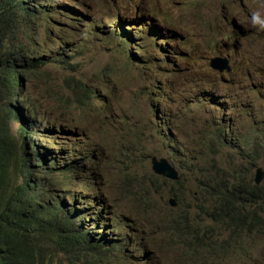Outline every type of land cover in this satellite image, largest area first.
Masks as SVG:
<instances>
[{
    "label": "rangeland",
    "instance_id": "374dc122",
    "mask_svg": "<svg viewBox=\"0 0 264 264\" xmlns=\"http://www.w3.org/2000/svg\"><path fill=\"white\" fill-rule=\"evenodd\" d=\"M149 2L161 5L165 15L183 32L184 46L179 47L173 41L169 45L168 41L164 43L182 54V60L175 59L178 72L172 73L167 69L166 77L159 78L161 69L154 66L148 74L141 73L139 67L126 64L123 45L126 42L110 41L107 46L85 31L84 27L76 30L63 28L53 36H64L67 45L64 47L57 39L51 42L50 56L58 61L40 69L35 79L27 83V95L31 105L39 108L41 116L45 112L54 116L59 110H67L69 104L75 105L70 92V78L73 75L81 82L90 79L89 83L97 89L101 82L93 78H101L102 84L110 81L112 91L103 101L106 109L104 120L96 124L86 123L87 127L82 131L84 143L97 146L94 161L97 169L105 173L104 181H95L99 185L98 194H87L77 203L94 206L109 214L115 213L118 220L129 224L139 236L140 241L137 237V243L142 245V252L148 255L138 256L140 263L149 259V263L166 264L160 249L162 244L170 242L168 234L171 232L167 231V226L171 220H175L178 225L187 211L195 213V204L189 194L181 200L175 197L176 207L167 205L166 196L176 188L172 185H152L147 179V166L152 168L151 159L155 156L153 150L176 154L173 165L179 174V183L184 185H190L194 180L200 182L198 176L203 169L210 173L203 178L204 181L217 178L238 183L240 179H248L252 186L264 187L263 180L259 185L255 183L256 171L259 168L264 171V155L259 163L254 164L256 169L252 176L246 175L247 170L254 168L251 167V159H256L257 144L263 142L264 26L260 22H264V0ZM95 11L92 9L90 15L108 19L113 16L110 27L119 37L124 38L121 33L123 29L131 33L133 22L128 20L127 15L121 17L116 12L103 15V10ZM252 14L256 17L253 21L255 24L250 20ZM222 15L230 21L236 20L245 36L237 38L236 53L230 58L232 72L221 76L216 72L210 75V58L207 56H211V59L223 57L222 50L214 47L212 41H220L228 34L225 23L221 21ZM54 27L52 25V32L56 31ZM157 30L160 36L163 35ZM75 45L86 51L70 60L65 50ZM158 78L164 84L163 87L161 82L155 83ZM148 83L153 86H148ZM160 86L167 97L149 93V89L155 92ZM204 86L212 91L199 96L202 103L197 108L202 113H194L187 109L188 103L199 94L198 87ZM154 98H159L157 106L152 102ZM159 108L168 119V131L165 128L162 130L159 123ZM163 116H159L162 121L165 118ZM204 118L212 120L209 129L202 124ZM252 123L253 135L250 134ZM224 130L227 132L226 138L232 143L219 144L218 148H214V153L218 150V156L214 158L217 170L213 171L210 168L213 165L211 156L205 163L201 157L207 156L205 150L213 148V135ZM219 137L221 139V134ZM194 165L196 170L192 169ZM191 190L195 191V187ZM196 224L200 231L206 229L201 221L197 220ZM113 233L122 234L121 231ZM255 253L260 255L264 249L258 247ZM257 264H264V255Z\"/></svg>",
    "mask_w": 264,
    "mask_h": 264
},
{
    "label": "trees",
    "instance_id": "16d2710c",
    "mask_svg": "<svg viewBox=\"0 0 264 264\" xmlns=\"http://www.w3.org/2000/svg\"><path fill=\"white\" fill-rule=\"evenodd\" d=\"M45 2L47 4L40 6L37 0H0V117L3 128L1 144L4 145L2 147L0 144V264L59 262L61 252L70 241L68 234L70 229H66V220L69 215V203L73 200L74 193L83 198L86 192L97 191L94 180L85 181L82 185L78 184L81 172L85 173V176L97 175L92 161L93 156L89 153L90 149L81 150L74 143L66 141L71 138L67 136L70 131L57 124L54 116L43 122L39 120L38 110L34 106L31 108V113H26L24 105L21 106L23 103L17 101L23 83H28L40 68L45 67L46 61H51L49 55L43 52L50 50L52 41L56 39L64 41V36L54 38L53 34L61 32V29L65 28V23L54 24L52 18L67 21L71 17L68 15L65 18L62 15L64 11L72 13L71 7L62 4L54 6L58 3L53 0ZM102 8L104 9L105 6ZM113 8L117 12L127 11L119 5ZM52 25H55V32H52ZM111 34L116 32L112 30ZM122 35L125 34L122 32ZM180 36L175 38V42L184 46V40ZM125 39L130 40L129 37ZM122 41L119 38L115 40L118 43ZM164 41H167V38ZM127 44H123L125 51L130 49L127 48ZM134 47L141 51L140 56L132 58L137 62L145 60L144 62L150 63L148 57L155 52L145 50L137 44ZM159 48L164 62H170L171 57L166 56L171 52L170 47H166L165 51L161 50L160 45ZM40 51L43 54H40ZM119 53L123 55L122 52ZM173 55L176 56L177 52ZM172 58L176 59V57ZM133 63L126 62L127 65ZM163 71L161 68L159 76ZM211 73L214 72L210 71V75ZM92 80L101 82L99 89L89 83L90 79L85 82L75 77L71 79L70 92L75 99L76 109L92 106L88 113L94 110L98 95L110 83L108 81L102 84V79L96 77ZM148 86L153 85L148 83ZM73 115L77 116V114ZM32 122L34 123L31 124ZM11 125L17 126V134L21 141L12 137L8 129ZM218 134L219 132H216L212 137L213 148L209 147L208 151L205 150L207 156L201 157L203 163L208 156L212 157L213 165L210 168L213 171L217 170L214 160L217 156V151L214 153L215 145L226 138L225 132H221L219 141ZM24 152L27 159L25 163H23ZM164 156L174 158L176 154L171 152L165 153ZM17 163L19 165L16 168ZM252 167L256 166L252 165ZM192 169L196 170L195 165ZM208 174L209 171L201 169V174L198 176L201 179L200 187L208 191L215 189L221 202L212 207L199 209V216L213 223L214 229L225 230L232 233L233 237L240 238L247 234L248 237L254 236L264 240V189L252 186L248 179H240L238 185L228 182L231 180L216 179L215 182L219 183L215 185L213 181L203 180ZM249 174L247 170L246 175ZM151 179L154 184L159 180L154 176H151ZM241 208L245 210L244 217L238 213ZM184 224L185 217L180 219L178 225L175 220H171L167 231L171 232L168 235L172 241L181 237L180 247L185 250L186 256L193 264L198 263L201 254H205L206 260L212 261V264L240 263L246 255L234 249L231 242L224 247L215 248L202 239L188 241L182 237L186 235ZM113 228L122 232L121 235L116 234L120 238L124 235L123 230L131 229L126 225L119 226L115 222ZM102 243L109 245L103 241ZM136 243L134 240L133 244L137 246ZM125 244L131 246L130 235L127 236ZM112 245L118 247L115 242ZM256 250L253 252L255 253ZM54 252L56 256H53ZM133 258L134 255L127 251L126 256L117 257L115 262L124 261L127 264H134Z\"/></svg>",
    "mask_w": 264,
    "mask_h": 264
},
{
    "label": "clouds",
    "instance_id": "9594fccd",
    "mask_svg": "<svg viewBox=\"0 0 264 264\" xmlns=\"http://www.w3.org/2000/svg\"><path fill=\"white\" fill-rule=\"evenodd\" d=\"M39 2L40 6H43L47 4L48 0H37ZM55 3L54 6H58L60 4L66 5L68 7L72 8V13L68 11L63 12V16L66 18L68 15H71L70 19L67 21L64 20H57L56 21L52 18V20L55 21L54 24H57L59 22L65 23L66 29H72L76 30L77 28L84 27L83 29L89 33H92L96 40L100 41L104 45H109L110 41L115 42L117 38L122 39L124 42L128 43L129 45H132L133 48L131 50H126L125 53L128 55H125V61L126 62H134L132 65H128L129 67H139L141 69V73H146L152 69L154 66H158L159 68H164L163 73L158 76L159 78L166 77V70H171L172 73L178 72V69H176V60L172 57H176V59L182 60V54L177 52L173 46H167L170 47L171 52L167 53V57H171V61L164 62V58L161 54L160 48H159V41L161 42L160 34L158 33L159 29L163 36L167 38L168 45L173 41L175 42V38L179 35H182L183 32L181 29L175 25V23L165 15V12L162 9V6L157 3H150L149 0H53ZM139 3V4H138ZM37 5V4H32ZM119 5L127 9L126 12L120 11L117 12L114 10L113 6ZM102 6H105L103 9ZM54 9V8H52ZM92 9H96L99 12L100 10H103L102 14L105 15L107 13L116 12L120 13V16L123 17L127 15L129 21L133 22L131 26V33L123 29V35L124 38L119 37V34H111L112 28L110 27V19L113 18V16H110V19L106 17L97 18L90 15V11ZM39 11V9H38ZM60 12H62L61 9H59ZM256 19L255 15H251L250 20L253 24H255L253 21ZM221 21L224 24L225 28L228 30V34L224 39H221L220 41L213 40L212 43L214 44V47H217V49H221V54L223 57H216L212 58L211 56H207L210 58L209 67L212 72H215V70H212L210 64L211 61L217 58H220L224 61L228 62L230 72L225 71L224 73L230 74L232 72L231 62L229 58H231L236 53V43L238 36L244 37L245 35L242 34L241 27L238 25L236 20L230 21L229 19H226L224 15L221 17ZM229 23H233L230 27H227ZM262 26H264V22H260ZM108 29H110L108 31ZM116 32L115 30H113ZM121 32V33H122ZM42 34V33H41ZM40 34V35H41ZM109 34V35H108ZM158 36L159 41L157 40ZM111 35V36H110ZM162 36V35H161ZM230 36V38H229ZM125 37H129L130 40H126ZM182 37V36H180ZM164 38V37H163ZM183 38V37H182ZM225 43H221V42ZM133 43V44H132ZM178 43V42H176ZM62 44L64 47L67 45L66 41H62ZM137 44L140 47H142L145 50H151L155 52V54H150L148 57V60L150 63L141 61L137 62L132 57H138L140 56L141 49L134 47V45ZM179 47H181V43H178ZM189 43L186 45L188 46ZM43 47V46H41ZM70 50H65L66 55L70 60L76 59L77 55L83 54L84 51H82V48L78 45H75L73 47L69 48ZM167 52V51H166ZM177 55H173V53H176ZM47 53L50 57L51 61L45 62V67L48 65L57 62V59H52L51 51L48 50ZM40 51V54H43ZM69 53L73 54V56H69ZM158 60H161L159 62ZM172 60L174 62L172 63ZM153 65V66H152ZM42 69V68H40ZM40 69L38 70L37 74L33 75L29 82H31L35 77L39 74ZM218 73V72H216ZM221 73V74H224ZM220 74V73H218ZM73 77H75L73 75ZM158 78L157 81L160 79ZM70 78V83H71ZM155 82L158 84V82ZM163 81V80H162ZM161 82V80H160ZM144 85H146L144 83ZM161 85L163 87V83L161 82ZM111 85L108 84V86L98 95L97 97V103L94 106V110L91 111V113H88L87 111L90 109H76V105H68V109L65 111L59 110L60 112L58 114H55V120L57 124H60L61 126H64L66 129L70 131V133L67 134L68 137H71L70 140H66L68 142L74 143V145H77L79 149L86 150L90 149V154H92L93 158L92 161L94 163L95 173L97 175H87L81 172V177L78 179V184L82 185L85 181H92L94 182L97 179H100V181H104V172L97 169L95 166L94 161V152L97 149V146L95 145H86L84 143V139L82 138V131L84 128L87 127L86 123L89 124H96L100 121L104 120L105 115V106H104V100L108 98V95H110L112 88H110ZM72 88V83L70 90ZM158 91L152 92V89H149V93L152 95L161 94L162 97H167L168 95L165 93L163 94L162 88L157 87ZM198 93L195 96L192 97L191 102H187L189 106H187V109H190L192 112L202 113L198 108L197 105L202 103V100H199V96L204 92H209L212 90H208L205 86L204 87H198ZM200 88L202 90H200ZM205 88V89H203ZM72 94V93H71ZM73 95V94H72ZM198 95V96H197ZM197 96V98H195ZM74 98V97H73ZM159 103V98H154ZM153 99V100H154ZM152 100V102H153ZM17 101L22 102L21 105L26 110V113H31L32 105L30 101L28 100L27 95V82L23 83L22 85V92L19 98H17ZM75 101V99H74ZM199 102V103H198ZM39 108H36L38 110ZM73 114H77V116H74ZM39 120H42L43 122L47 120L50 116H52L49 113H44L42 116L40 115V112L38 111ZM46 116V118H45ZM167 119V118H166ZM168 120V119H167ZM61 121V123L59 122ZM71 121V122H70ZM212 122L209 118H204L202 123L204 126L209 129L210 123ZM34 123V122H32ZM31 125V124H30ZM162 130L164 129V126H161ZM8 129L12 133V137L15 139H18L21 141L17 134V126L11 125L8 126ZM43 132V131H42ZM225 136L227 137V132L224 130ZM254 133V124H251L250 128V134L253 135ZM263 142L261 144H257V155L256 159L252 158L251 162L252 165L255 163H259L262 156L264 155V126L263 130L261 131ZM3 138V128H2V119L0 117V144ZM166 140V139H165ZM35 144H38L37 142H34ZM228 142H217V145H215L216 148H218V145L221 144L222 146ZM2 147H4L3 144H1ZM44 147L46 145H43ZM155 156L152 157L156 158L158 161L162 159H166L174 168L175 166L174 161L177 159V156L174 158H168L165 157L163 153L158 152L157 150H153ZM207 154V153H206ZM88 155V154H86ZM217 156H218V150H217ZM217 156L215 159H217ZM23 163L27 162L25 152L23 154ZM212 158V157H211ZM151 159V162H152ZM208 159V157L206 158ZM149 160V157H148ZM20 163V162H19ZM19 163H17L16 168L18 167ZM216 163V162H215ZM217 165V164H216ZM252 167V166H251ZM255 168H252V170L249 169L250 176H252L253 172L255 171ZM148 175L147 179L150 180L152 185L157 186H170L172 185L176 189H172L170 194L166 196L165 202L169 207H176L177 200H181L183 197H188L189 194L192 195V201L195 204L194 212L192 213L190 211H187L184 216L185 217V232L186 235L182 236L183 238L187 239L188 241L194 242L196 239H202L206 241L207 243L211 244L215 248H220L226 246L228 243H232V246L234 249H236L238 252L242 254H246L242 259L240 263L236 264H257V262L261 259V256L264 255V253L256 254L253 251L256 250L258 247H262L264 249V240H261V238L258 237H248L247 234H244V236L239 237H233L232 233H229L225 230H217L213 228V223L209 222L207 219L199 216V209H205L208 207H212L216 203H220V199L217 196V192L214 189L213 191H208L205 189H202L199 186V181L194 180L190 185H184L183 183H179V180H173L170 177H167L162 174H157L154 169L153 165L152 168L147 166ZM176 170V169H175ZM177 171V170H176ZM258 172L260 173V177H258L259 181H264V171L263 169L259 168L256 171V175ZM132 175V174H127ZM177 175L179 176L178 172ZM151 176L159 178L156 184L153 183V180L151 179ZM217 178L209 179L208 181H213L214 184H218L219 182H215ZM257 179V178H256ZM178 182V183H177ZM232 183L231 181H228ZM177 183V184H176ZM98 184H101L98 183ZM232 185H236V183H232ZM238 185V183H237ZM97 191L95 193L86 192L84 194H98L100 190L98 189L99 185L96 184ZM195 187V191H192L191 188ZM42 187V186H41ZM41 187L39 188L41 190ZM258 188H263L262 186H256ZM177 200H176V198ZM82 197H80L79 194L74 193L73 200L69 203V215L73 218L72 222V228L69 230V237L70 241L68 246L61 252L60 254V260L59 262H56L55 264H127L124 261H120L119 263L115 262V259L119 256H126L127 251L132 253V256L134 255V264H153L152 262L149 263V259L147 260V263H140L138 256L140 257L141 254H145L146 257L148 255L144 252H142V245L137 243V246L134 245L131 242V246H127L125 244V240L128 235H130V239H134L137 242L139 236L133 229H126L124 231V235H122V238L120 236H116L115 233L109 232L106 225L103 223L104 218L106 221L110 224V227H113V222H115L119 226L126 225L125 222L118 220L117 215L115 213L109 214L107 211H103L101 209H96L94 206H89L87 204H78L77 201H80ZM72 203L80 206L73 205ZM238 213L241 217H244L246 215L245 210L241 208L238 210ZM197 220L201 221V223L206 226V229L204 231H200L197 227ZM130 227V225H126ZM181 237L176 238L174 241L170 239V242L166 244H162V248L160 249V252L164 253V256L166 258V264H193L188 257L185 254V250L180 247L179 239ZM90 239V241H89ZM108 243L109 245H105L102 243ZM115 242L118 247H114L112 243ZM258 246H257V243ZM256 252V251H255ZM53 256H56V252L53 253ZM197 264H212V261H207L205 258V254H201L198 258Z\"/></svg>",
    "mask_w": 264,
    "mask_h": 264
},
{
    "label": "water",
    "instance_id": "95a60500",
    "mask_svg": "<svg viewBox=\"0 0 264 264\" xmlns=\"http://www.w3.org/2000/svg\"><path fill=\"white\" fill-rule=\"evenodd\" d=\"M210 66H211L212 70H215V72H218L220 74L224 73L225 71L230 72L228 62L224 61L220 58L212 60ZM151 163L153 165L154 171L157 174L159 173V174L165 175L167 177H170L173 180H179V176L177 175V171L166 159H162V160L158 161L156 158H153ZM260 173L261 172L257 173L258 177H260ZM256 180L259 181L258 178ZM72 222H73V218L70 215H68V218L66 220V229L72 228ZM126 225H128V224H126Z\"/></svg>",
    "mask_w": 264,
    "mask_h": 264
},
{
    "label": "bare ground",
    "instance_id": "6f19581e",
    "mask_svg": "<svg viewBox=\"0 0 264 264\" xmlns=\"http://www.w3.org/2000/svg\"><path fill=\"white\" fill-rule=\"evenodd\" d=\"M232 25V23H229L228 24V26H231ZM227 26V27H228ZM161 37V44H160V41H159V45L161 46V50L162 51H165V48L167 47V46H165L164 45V43L166 42V41H164L165 40V38H163L164 36L162 35V36H160ZM157 39H158V36H157ZM158 40H160V39H158ZM127 48H130V49H132L133 48V46L132 45H129V44H127ZM129 49V50H130ZM158 82V84H160V81H157ZM153 102H155V105L157 106L159 103L154 99L153 100ZM158 112V111H157ZM164 115L163 117H165L164 119H163V121L161 120V118L159 117L160 115ZM157 117H158V120H159V123L162 125V126H164V128L166 129V131H168L167 130V127H169V126H167L166 125V122H167V119H166V115L164 114V112H162V109H160L159 108V112L157 113ZM217 132H219V131H217ZM169 133V132H168ZM220 134H221V132H219V134H218V140H220ZM224 141L225 142H228V143H232V140H230V139H227V138H224ZM233 143H234V141H233ZM256 178H258V175L256 176ZM261 181V180H260ZM260 181H258V180H255V183L257 184V185H259L260 184ZM105 225H106V227H107V229H108V231L109 232H113V231H116L113 227H110V224L106 221V219H104V222H103ZM117 232V231H116ZM118 235V234H117ZM131 242L133 243L134 242V239L132 238L131 239Z\"/></svg>",
    "mask_w": 264,
    "mask_h": 264
}]
</instances>
